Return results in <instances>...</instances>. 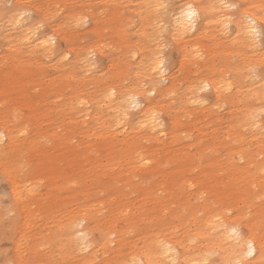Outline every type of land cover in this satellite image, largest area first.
<instances>
[{
	"label": "clouds",
	"instance_id": "9594fccd",
	"mask_svg": "<svg viewBox=\"0 0 264 264\" xmlns=\"http://www.w3.org/2000/svg\"><path fill=\"white\" fill-rule=\"evenodd\" d=\"M0 264H264V0H0Z\"/></svg>",
	"mask_w": 264,
	"mask_h": 264
},
{
	"label": "rangeland",
	"instance_id": "374dc122",
	"mask_svg": "<svg viewBox=\"0 0 264 264\" xmlns=\"http://www.w3.org/2000/svg\"><path fill=\"white\" fill-rule=\"evenodd\" d=\"M80 157L78 156H72L69 158V163L75 165L79 161ZM53 167H56L55 162L53 163Z\"/></svg>",
	"mask_w": 264,
	"mask_h": 264
}]
</instances>
